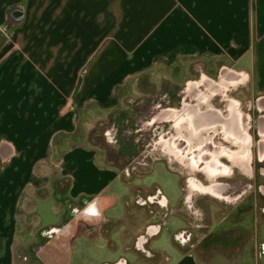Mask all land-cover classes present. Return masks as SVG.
<instances>
[{
	"label": "crops",
	"instance_id": "crops-1",
	"mask_svg": "<svg viewBox=\"0 0 264 264\" xmlns=\"http://www.w3.org/2000/svg\"><path fill=\"white\" fill-rule=\"evenodd\" d=\"M17 8L23 9V22L7 26L8 14ZM181 60H201L210 75L223 66L245 72L246 86L258 89L252 90L254 97H264V0H0V145L6 142L15 152L6 164L0 159V264H21L16 245L34 241L19 240L22 211L27 222L32 216L39 221V204L53 200L62 224L64 212L49 189L53 170L71 179L67 192L74 201L81 195L112 196L109 189L118 182L123 202L155 193L156 184L145 187L125 178L99 147L82 138L57 160L54 140L76 134L92 107L115 110L129 83ZM29 189L50 192L46 199L32 196L33 211L23 208ZM152 207L153 216L139 208L110 216L117 223L111 233L95 225L98 232L88 238L123 249L142 264H200L196 249L184 252L174 238L171 254L154 243L149 246L154 259L134 250L137 236L160 215L156 201ZM255 215L257 245L259 239L264 243V219ZM226 219L225 229L233 228ZM246 222L234 224L245 230ZM162 229L152 233L153 241ZM254 263L264 261L257 257Z\"/></svg>",
	"mask_w": 264,
	"mask_h": 264
},
{
	"label": "flooded vegetation",
	"instance_id": "flooded-vegetation-1",
	"mask_svg": "<svg viewBox=\"0 0 264 264\" xmlns=\"http://www.w3.org/2000/svg\"><path fill=\"white\" fill-rule=\"evenodd\" d=\"M199 74L198 83L202 81ZM215 79L220 86L219 73ZM203 85L189 93L186 83L184 88L165 83L160 92L148 98L129 99L123 109L108 112L89 134V141L99 147L106 160L125 178L137 180L150 174L156 164H164L180 179L181 195L175 207H171L159 187L154 194L137 193L133 201L128 198L124 201L128 212L139 208L150 216L154 214L155 201L158 203L160 215L137 236L133 247L149 259L157 256L149 247L155 237L151 235L167 224L170 215L179 220L174 239L184 252L200 249L210 253L217 248L223 253L226 248L244 242L246 231L238 224L225 229V219L227 216L237 219L241 215L252 218L256 214L257 193L264 197V184L258 183V179L264 178V103L257 98L242 101L235 96L247 86L231 87L230 96L240 100L239 103H227L222 98L210 100ZM249 162L250 171L246 168ZM242 163H245L243 168ZM249 185L253 190L234 205L236 197ZM200 186L207 190H201ZM51 189L64 212L61 223L82 217L90 204L105 196L81 195L74 201L61 183L51 181ZM214 189L222 193L218 201L210 196ZM226 189L231 192L226 194ZM111 194L112 197L103 201L105 206L114 201L115 194ZM208 202L216 211L209 210ZM115 223L108 219L100 226L105 233H111ZM251 253L254 260L264 256L261 244L260 252L252 245ZM122 258L130 260L125 255Z\"/></svg>",
	"mask_w": 264,
	"mask_h": 264
},
{
	"label": "rangeland",
	"instance_id": "rangeland-1",
	"mask_svg": "<svg viewBox=\"0 0 264 264\" xmlns=\"http://www.w3.org/2000/svg\"><path fill=\"white\" fill-rule=\"evenodd\" d=\"M207 65L203 63L201 60L195 61H187L181 60L179 66L175 68H165L159 67L155 71L140 77L139 79L129 83L127 87L121 93V100L117 108L126 107V101L129 99L139 100L142 98H148L152 93L160 92L165 83H171L172 85L178 86L180 88H184L185 83L189 80H197V76L200 73L208 75L209 72L207 70ZM249 68V66H246ZM200 68V69H199ZM201 70V71H200ZM220 68L218 71L214 72L212 78H216L218 76ZM200 71V72H199ZM199 74V75H200ZM201 77V76H200ZM255 91L258 89L253 88ZM251 86L246 88H242L235 93V96L242 101H245L248 98H256L255 94H253V90ZM193 91V90H192ZM91 110V112H89ZM85 112V115L80 121V129L76 133L78 138H82L84 144L89 146H94L89 141V134L97 125L99 119L106 117L107 111H104L98 107H92ZM73 141L64 140L62 141V145L69 146ZM100 153L104 155V153L99 150ZM108 162V161H106ZM5 165L1 164V167L4 168ZM243 181V179L241 180ZM137 184L143 185L145 187H153L155 184L157 187L161 188L167 196V199L170 201L171 207H175L181 195V187H180V179L179 177L171 172L164 164H156L153 168V171L144 175L141 178L136 180ZM259 184H264V178L258 179ZM121 185L115 183L111 185L109 191L114 192V194L118 195L117 204L109 209L106 213V217L110 219V216H120L126 209L124 202L119 199L121 194ZM51 191V188L49 186ZM32 189H29L24 202L23 208L26 211H33L34 204L31 199L33 194L31 193ZM124 192H126L124 190ZM128 192V191H127ZM126 192L125 195H128ZM32 194V195H31ZM127 197V196H126ZM257 207L256 213L259 219H264V197L257 193L256 196ZM51 201V200H50ZM44 201L40 205V212L38 213V219L32 216L31 220L27 222L26 213L19 215V240L21 242H28L31 240L35 241L37 233L39 230V226L41 228H45L48 226H57L59 224L58 212L55 209V202L53 201ZM239 204V203H238ZM237 205V204H236ZM209 210H215L216 207H210V203H207ZM256 215H252L250 218L249 215L241 216V220L245 219L246 222V239L242 242L240 248L229 247L226 248L223 253L218 252L217 248L210 251V253L202 251L200 249L194 250L196 252V258L200 262V264H218L219 261L224 260L225 264H256L254 263V259L251 257L252 253V245H254V236L256 233ZM42 220V222H41ZM239 218L229 217L227 216L226 223L227 226H231V224L240 222ZM214 222L216 225L217 218L214 215ZM179 226V220L177 217L170 215L167 218V224L163 227L161 231V237L155 239L154 246L166 249L170 254L173 247V238L174 234L177 232V228ZM217 226V225H216ZM243 228V227H242ZM216 229V228H215ZM229 229V228H227ZM98 232V226H82L81 224L78 227L77 236L71 241L72 248V257L71 264H102L105 262H110L114 260H119L121 256H127L131 259V263L133 264H142L138 262L137 258H134L130 253H126L123 249L115 250L110 249L109 247L104 246V243H100L93 239L90 241L88 235L95 234ZM240 244V243H239ZM260 239L258 244L256 245L258 252H260ZM35 249L33 251L35 252ZM240 249V250H239ZM219 255V256H215ZM175 261V260H174ZM36 264H41L36 263ZM221 264H224L222 262Z\"/></svg>",
	"mask_w": 264,
	"mask_h": 264
},
{
	"label": "water",
	"instance_id": "water-1",
	"mask_svg": "<svg viewBox=\"0 0 264 264\" xmlns=\"http://www.w3.org/2000/svg\"><path fill=\"white\" fill-rule=\"evenodd\" d=\"M23 19V9H14L8 14L7 26H18L23 22ZM200 80H203V83L200 85H198V80L187 81L186 90L191 93L193 88H199V86H202L204 84L203 87L208 90V96L210 94V100L222 98L223 100H226L227 103H239L240 100L230 96L231 87L246 86L249 82V75L245 72H238L232 68L223 66L219 70V80L222 81V84L220 86H218L217 80L215 78H212L206 74H202ZM196 82L197 85H195ZM260 99H264V97L259 98L258 101H260ZM250 148L251 147L249 145V151ZM14 155L15 152L8 143L3 142L0 145V159L2 164L8 163L14 157ZM247 168L249 171L251 170L250 162ZM242 182H244V180ZM245 189L246 188L243 189V192L240 196L236 197L234 205L240 203L244 198H246L253 190V187L252 185H249L247 190ZM201 190L207 189L206 187H201ZM210 192L211 198L218 201L221 192L217 189L211 190ZM230 192L231 189L225 190L226 194H229ZM109 197L112 196H99V198L102 200L90 204L83 211L84 215L82 217H74L72 220L64 222L60 225L42 229L40 234L43 237L47 238L48 242L35 249L37 260L41 264H71V241L77 236L78 222H84L87 225L95 226L100 225L108 220L105 216V212L108 209L114 207L118 202V197L115 195L114 201L105 206V203H103V201ZM93 212L95 213V215L92 214ZM261 248L264 251V243H261ZM105 264H129V261L126 258H122L116 262Z\"/></svg>",
	"mask_w": 264,
	"mask_h": 264
},
{
	"label": "trees",
	"instance_id": "trees-1",
	"mask_svg": "<svg viewBox=\"0 0 264 264\" xmlns=\"http://www.w3.org/2000/svg\"><path fill=\"white\" fill-rule=\"evenodd\" d=\"M78 135L74 134L72 136H57L54 140L55 147L57 148V154L55 155V158L58 160L60 159L61 155L63 152H65L69 146H63L62 141L64 140H70L73 141V143H77ZM52 171V170H51ZM51 181L56 182V183H61L62 185L65 186L66 190H68L71 187V179L70 178H60L59 177V172L52 171L51 174ZM32 194L39 199H46L50 196V192L47 189L44 190H31ZM57 203V201H56ZM57 208L59 207V204L57 203ZM64 221V217L62 216V222ZM42 230V229H41ZM41 230L38 231L37 236L35 238V241L30 242L28 244L22 245V244H17L15 247V258L16 260L21 263V264H36L39 263V261L36 258L35 252L33 251L34 248H38L39 246L45 244L48 242V239L43 237L40 232ZM260 261H264V256L260 258Z\"/></svg>",
	"mask_w": 264,
	"mask_h": 264
},
{
	"label": "snow or ice",
	"instance_id": "snow-or-ice-1",
	"mask_svg": "<svg viewBox=\"0 0 264 264\" xmlns=\"http://www.w3.org/2000/svg\"><path fill=\"white\" fill-rule=\"evenodd\" d=\"M92 214H93V215H95V213H94V212H93Z\"/></svg>",
	"mask_w": 264,
	"mask_h": 264
}]
</instances>
